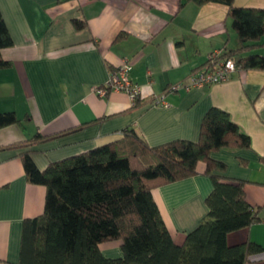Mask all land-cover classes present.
<instances>
[{
  "label": "crops",
  "instance_id": "0c3cea01",
  "mask_svg": "<svg viewBox=\"0 0 264 264\" xmlns=\"http://www.w3.org/2000/svg\"><path fill=\"white\" fill-rule=\"evenodd\" d=\"M179 2L0 0L14 41L2 50L11 65L0 68V112H16L22 123L0 128V264L19 263L24 220L40 215L46 200V187L27 178L24 149L11 145L37 133L60 134L34 146L33 160L44 170L52 162L117 140L127 129L152 146L175 139L196 141L202 117L212 106L227 111L250 137V148L211 155L226 164L227 177L245 181L246 199L259 207L262 219L229 232L227 243L250 240L264 247V70H235L224 81L167 90L187 81L211 54L238 45L225 5ZM234 3L264 8V0ZM74 19L86 26L76 28ZM255 52L264 55V46ZM123 60L132 64L130 78L140 88L137 105L122 91L98 93ZM162 94L167 104L154 105L153 99ZM203 167L199 164V170ZM211 189L210 177L198 173L152 190L176 243L182 244L206 215L204 200ZM101 249L109 258L122 254L118 241L103 243ZM246 264H264V254Z\"/></svg>",
  "mask_w": 264,
  "mask_h": 264
},
{
  "label": "trees",
  "instance_id": "16d2710c",
  "mask_svg": "<svg viewBox=\"0 0 264 264\" xmlns=\"http://www.w3.org/2000/svg\"><path fill=\"white\" fill-rule=\"evenodd\" d=\"M188 2L198 6L215 2L227 8L238 45L218 53L215 63L231 59L236 70H264V55L255 52L264 46V8L237 6L234 0H180L179 6ZM73 22L76 28L86 26L83 20ZM13 44L0 10V68L11 65L2 50ZM14 124L22 125L16 112H0V128ZM59 135L37 133L10 146L24 149L21 158L28 180L46 187L44 211L24 220L18 264H246L264 254V247L253 241L228 245L226 240L229 232L262 220L259 207L246 199L245 181L227 177L226 164L211 155L220 149L250 148L249 135L227 111L210 107L196 141L175 139L152 146L127 129L117 140L40 169L32 157L34 146ZM260 160L264 163V156ZM198 173L212 181L204 200L207 213L178 244L152 190ZM116 241L121 256H104L101 245Z\"/></svg>",
  "mask_w": 264,
  "mask_h": 264
},
{
  "label": "built area",
  "instance_id": "2783aa9c",
  "mask_svg": "<svg viewBox=\"0 0 264 264\" xmlns=\"http://www.w3.org/2000/svg\"><path fill=\"white\" fill-rule=\"evenodd\" d=\"M217 54L218 53H213L210 55V64L215 63L214 57ZM210 64L203 66L200 70L192 74L187 81L171 84L167 87V90L177 91L181 88L189 90L192 87H201L203 85L224 81L231 72L236 70L234 62L231 59L217 61L213 66ZM131 69L132 64L127 60H123L115 70L111 71L105 86L99 88L98 93L104 96L109 90L122 91L125 92L134 103L140 98V88L131 81ZM152 103L154 105L167 104L163 94L154 98Z\"/></svg>",
  "mask_w": 264,
  "mask_h": 264
}]
</instances>
